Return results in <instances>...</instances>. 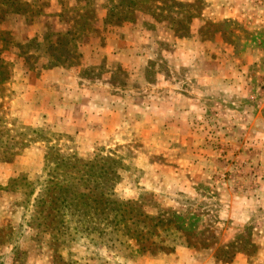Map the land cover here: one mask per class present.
Returning <instances> with one entry per match:
<instances>
[{
  "label": "rangeland",
  "instance_id": "1",
  "mask_svg": "<svg viewBox=\"0 0 264 264\" xmlns=\"http://www.w3.org/2000/svg\"><path fill=\"white\" fill-rule=\"evenodd\" d=\"M55 153L181 232L32 218ZM0 264H264V0H0Z\"/></svg>",
  "mask_w": 264,
  "mask_h": 264
},
{
  "label": "trees",
  "instance_id": "2",
  "mask_svg": "<svg viewBox=\"0 0 264 264\" xmlns=\"http://www.w3.org/2000/svg\"><path fill=\"white\" fill-rule=\"evenodd\" d=\"M58 35L61 36L60 33ZM56 37V41L50 45L53 48L61 45L59 36ZM45 156L47 158L48 154L46 153ZM121 161L122 159L117 156L101 153L87 159L53 154L50 158L52 166L48 168L47 176L37 183L39 191L33 199L32 218L36 215L41 216L50 206L51 212L48 215L56 219L61 216L58 221L60 226L67 228L62 212L63 215L68 213L78 231L98 234L123 232L122 237L127 240L124 242L123 239V243L132 248L128 240L135 239L137 250L143 248L140 241L146 233L181 232L178 228H172V223L169 225L168 221L167 226L161 225L166 219H161L163 210L151 213L145 210L142 199L123 201L115 196L114 186L118 178V169L122 165ZM46 163L48 162L45 161V165ZM33 193L34 190L31 194ZM43 218L47 221L46 216ZM44 226L47 228L46 222Z\"/></svg>",
  "mask_w": 264,
  "mask_h": 264
},
{
  "label": "crops",
  "instance_id": "3",
  "mask_svg": "<svg viewBox=\"0 0 264 264\" xmlns=\"http://www.w3.org/2000/svg\"><path fill=\"white\" fill-rule=\"evenodd\" d=\"M106 38L103 40V44H105V42H106V40H110L111 39V41H112V43L114 44V42L115 43H118V42H124L125 40L124 39H119L118 38V35H115V37H111V36H109V31L107 32V36H105ZM92 49V48H91ZM92 53H93V50H92ZM123 56V55H122ZM96 65V64H95Z\"/></svg>",
  "mask_w": 264,
  "mask_h": 264
}]
</instances>
